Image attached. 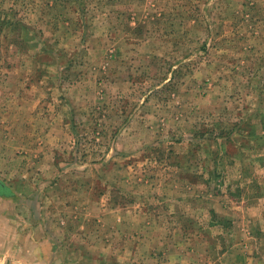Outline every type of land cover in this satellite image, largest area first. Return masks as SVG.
<instances>
[{"label":"rangeland","instance_id":"obj_1","mask_svg":"<svg viewBox=\"0 0 264 264\" xmlns=\"http://www.w3.org/2000/svg\"><path fill=\"white\" fill-rule=\"evenodd\" d=\"M0 200V264H264V0H0Z\"/></svg>","mask_w":264,"mask_h":264},{"label":"crops","instance_id":"obj_2","mask_svg":"<svg viewBox=\"0 0 264 264\" xmlns=\"http://www.w3.org/2000/svg\"><path fill=\"white\" fill-rule=\"evenodd\" d=\"M2 214L0 203V257L5 255L6 258H9L15 254H21L24 255V257H21L20 262L29 263L34 255L38 256L39 254H44V256L47 255V258H50L51 254H55L53 249L56 248L55 250H57L58 248H62L58 247L59 245H55L53 241V232L47 223L48 221L40 222L35 228L32 223L26 219L19 229L17 217L13 215L2 217ZM6 223L11 226L12 230H4ZM79 223L81 224V221H79ZM2 236L7 239L3 247ZM50 262L52 261L50 260L49 264Z\"/></svg>","mask_w":264,"mask_h":264}]
</instances>
